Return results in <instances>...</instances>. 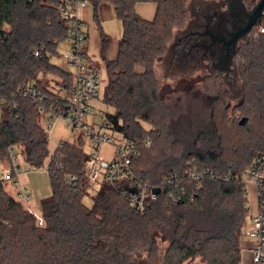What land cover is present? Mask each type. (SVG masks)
Listing matches in <instances>:
<instances>
[{
	"label": "trees",
	"instance_id": "obj_1",
	"mask_svg": "<svg viewBox=\"0 0 264 264\" xmlns=\"http://www.w3.org/2000/svg\"><path fill=\"white\" fill-rule=\"evenodd\" d=\"M139 1L155 4L152 20L135 13ZM220 1L195 0L189 6L187 0H88L97 23V10L105 4L121 25L113 60L104 57L110 39L101 35L107 83L100 101L112 110L107 115L115 131L130 139L148 136L151 140L133 159L134 177L158 185L165 176L182 174L190 164L211 172V177L201 180L198 191L192 192L194 184H188L192 199L176 203L159 196L139 215L107 183L101 184L91 208L83 205L87 182L82 137L64 143L59 158L50 160L38 104L17 92L29 86L48 94L51 81L70 86L69 73L48 61L66 36L56 9L60 0H0V158H7L9 148H15L19 162L34 168L43 167L49 159L46 171L51 190L39 205V227L35 215L23 210L6 191V183H0V264H188L196 258L203 264H241L240 241L248 216L242 175L256 158L264 156V36H255L258 25L238 59L245 94L239 107L244 118L236 124L247 136L251 131L246 128L248 119L260 122L263 128L257 140H245L238 152L240 159H235V152L227 153L213 113L209 134L188 133L159 143L156 151L151 149L154 133L169 136L155 66L167 57L177 68L186 64L183 51L172 47L175 31L197 29L201 24L196 18L198 8L205 14ZM241 2L252 6L255 0ZM41 47L40 57H34ZM215 97L224 120L229 109L224 105L225 94ZM143 124L151 130L146 131ZM69 176L76 180L69 182ZM157 238L167 244L164 252Z\"/></svg>",
	"mask_w": 264,
	"mask_h": 264
},
{
	"label": "built area",
	"instance_id": "obj_2",
	"mask_svg": "<svg viewBox=\"0 0 264 264\" xmlns=\"http://www.w3.org/2000/svg\"><path fill=\"white\" fill-rule=\"evenodd\" d=\"M89 5L88 0H60L56 5L66 27V36L63 40L68 47L63 51L62 58L72 70L69 73L70 86L68 88L57 86L55 90L53 88L48 90V94L39 92L36 87L23 86L17 91L18 94L37 102L41 129L46 136L53 123L60 121L64 127L77 133L87 143L89 151L85 153L83 167L87 182L86 194H96L101 184L107 183L127 202L128 207L139 215L144 214L146 205L159 196H163L167 202L176 203L192 199L188 184H194L192 192L198 191L201 180L207 176L211 177L209 170H200L190 164L182 174L165 176L158 185L137 180L132 171L133 159L139 156L142 148L150 146V138L146 136L142 140H134L125 137L115 131L106 113L95 108V103L101 102L100 94L104 83L100 69L85 51L86 34L79 16V10ZM256 25L258 31L255 36H264V9ZM42 50L43 47L34 51L33 56L40 57ZM63 144L60 142L50 153V160L59 158L58 150ZM15 150L9 148L8 157L0 158V183L18 184L17 174L20 168ZM103 152L108 154L106 159L100 157ZM242 178L245 185L254 186L256 196V211L247 216L246 228L243 230V236L251 241L248 251L250 264H264V156L256 158ZM75 180L74 176L68 177L71 183ZM155 190H158L157 194ZM14 195L18 202L27 205L33 191L27 188L19 189ZM24 207L33 213L28 206ZM33 214L37 219V225L42 226L38 214Z\"/></svg>",
	"mask_w": 264,
	"mask_h": 264
},
{
	"label": "rangeland",
	"instance_id": "obj_3",
	"mask_svg": "<svg viewBox=\"0 0 264 264\" xmlns=\"http://www.w3.org/2000/svg\"><path fill=\"white\" fill-rule=\"evenodd\" d=\"M195 0H187V4L190 6ZM259 0H255L252 6H245L249 11L257 4ZM156 6L151 1H139L135 5V13L144 20L150 21L154 18ZM93 11L90 9L91 15ZM102 30L105 34H110L112 38H115L120 34L121 26L118 21L114 19L106 18L104 23L100 24ZM254 27V26H253ZM7 30V26H4ZM252 31V29H251ZM248 34L246 40H239L237 44V53L235 56V69L232 79L225 78L219 72L207 68L206 65L199 63H186L180 67L174 66L173 63L166 59L159 61L154 69L155 79L159 88V97L163 107L166 108L167 118H165L164 124L168 125L169 136H164L161 134L153 135L154 144L152 146L153 150H157L163 142L167 140H176L177 136H185V134L190 133V136H195V134L204 132L210 133L213 129L211 125L212 114L216 117V126L220 131V136L222 140L226 143L227 153L230 154L235 152V159H240L238 152L241 151V147L245 140L253 138L252 142L257 140V136L261 133L262 124L254 119H248V124L246 128L250 129V133L245 136L244 130H239L236 128V124L244 118V113L240 109V104L242 103V97L244 96V90L242 87V81L239 78V55L244 49L245 45L249 42L252 33ZM182 32L175 31V36L173 40H176ZM68 47V45L61 40L57 46V50L54 54L48 55L49 64L59 68L67 73L72 70L68 66L67 62L62 58L63 51ZM170 50V49H169ZM101 71V78L103 83L105 82V75ZM40 78V77H39ZM47 78V77H46ZM45 78V79H46ZM42 79V78H41ZM40 79V80H41ZM45 80H42L44 82ZM61 83L55 84L51 81L50 85L47 86L48 90H55L57 86ZM104 90V88H103ZM103 92V91H102ZM208 92V93H207ZM208 94H214L215 96H220L225 94L223 97L224 105L229 109L224 115V120H222L223 112L221 110L220 103H214L213 99L216 98L214 95L209 96ZM95 108L106 114H111L112 110L106 107L101 102L95 103ZM238 108V109H237ZM146 131L151 130V127L147 124H143ZM49 139V152L52 153L56 146L60 143H73L78 135L72 132L70 129L64 127L62 122L55 121L53 123L52 129L47 133ZM152 136V135H151ZM206 138L208 136H205ZM192 139L191 137H189ZM210 138V137H208ZM84 142V141H83ZM217 143V140H213V145ZM223 142V145H224ZM225 148V147H224ZM150 149V150H151ZM240 149V150H239ZM87 143L84 142V152L88 153ZM50 156V154H49ZM232 157V154L230 155ZM106 159L108 154L103 152L100 156ZM46 160L45 164L41 168H34L29 166L24 162H18L19 172L17 174L18 184L9 185L6 184V191L8 194L15 198V191L19 189L27 188L33 191L32 198L29 203L24 206H28L31 211L35 214L39 213L40 203L48 199L51 195V190L49 186L48 173L46 171ZM248 170V169H247ZM246 170V171H247ZM245 171V172H246ZM244 172V173H245ZM243 173V175H244ZM242 175V176H243ZM95 193H90L82 198V203L86 208H91L92 199ZM22 205V209L26 210ZM246 220L244 223L245 229ZM241 240H245L241 236ZM158 243H160L161 252L167 247V244L162 242L157 238ZM138 261V257L135 258ZM188 264H203L199 258L191 260Z\"/></svg>",
	"mask_w": 264,
	"mask_h": 264
},
{
	"label": "flooded vegetation",
	"instance_id": "obj_4",
	"mask_svg": "<svg viewBox=\"0 0 264 264\" xmlns=\"http://www.w3.org/2000/svg\"><path fill=\"white\" fill-rule=\"evenodd\" d=\"M201 11L203 8H198L196 18L201 21L198 28L195 30L188 28L175 40L172 47L173 49L178 47L183 51L186 63L196 60L195 63L201 62L225 78L232 79L238 42L236 44L228 42L234 32L246 22L250 11L239 0H221L207 8L205 14H200ZM205 32L223 37L225 43L215 42L210 46L211 40L204 34Z\"/></svg>",
	"mask_w": 264,
	"mask_h": 264
},
{
	"label": "crops",
	"instance_id": "obj_5",
	"mask_svg": "<svg viewBox=\"0 0 264 264\" xmlns=\"http://www.w3.org/2000/svg\"><path fill=\"white\" fill-rule=\"evenodd\" d=\"M90 9L93 11L91 5L79 10V16L83 22V30L86 34L85 51L87 52L93 63L100 70H102L103 74L105 75V82H104V87H105L107 83V77L105 72L104 60L101 54V35L103 34L110 39V44L104 54V57L106 60H113L117 56V50H118L117 43L121 37V31L118 36L112 38L110 34L108 33L105 34L102 30L100 24L104 23L106 18L114 19V21H118L115 17L113 9L109 5L103 4L98 8L97 10L98 23L95 21L94 11L92 12L93 15H91ZM245 190L247 197L248 217H249L250 215L254 214V212L256 211L255 188L252 184H247ZM243 237L245 238V240L240 241L241 264H250V255L248 251L251 247V241L247 239L245 236Z\"/></svg>",
	"mask_w": 264,
	"mask_h": 264
},
{
	"label": "water",
	"instance_id": "obj_6",
	"mask_svg": "<svg viewBox=\"0 0 264 264\" xmlns=\"http://www.w3.org/2000/svg\"><path fill=\"white\" fill-rule=\"evenodd\" d=\"M239 1L241 2V0H239ZM263 9H264V0H259L257 2V4L250 11L246 22L236 32H234V34L232 35V37L228 43L236 44L239 40H246L251 29L253 28V26L256 25L257 20L260 16L261 12L263 11ZM204 34L210 38V40H211L210 46L213 45V43H215V42H222V41L224 42L223 37H219L212 32H205ZM210 46H208V47H210ZM154 192L157 194L158 190H155Z\"/></svg>",
	"mask_w": 264,
	"mask_h": 264
}]
</instances>
